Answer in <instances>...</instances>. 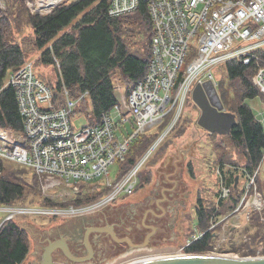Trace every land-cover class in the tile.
Returning a JSON list of instances; mask_svg holds the SVG:
<instances>
[{"label":"built area","instance_id":"built-area-1","mask_svg":"<svg viewBox=\"0 0 264 264\" xmlns=\"http://www.w3.org/2000/svg\"><path fill=\"white\" fill-rule=\"evenodd\" d=\"M67 1L29 0L28 5L32 12L45 15ZM142 2L147 5L152 26L148 69L131 88L124 108L116 106V114H104L98 124L75 131L74 114L88 100L89 92L72 98L64 87L58 97L47 82L36 78L32 62L13 70L0 87V95L6 88L15 90L24 121L23 133L0 126V177L4 164L13 162L32 170L44 191L65 184L78 193L81 187L72 181H107L109 192L79 205H0V224L16 221L18 216L90 214L133 193L156 146L124 175L118 172L111 179L110 168L126 159L136 139L171 117L166 133L157 142L160 144L176 128L191 91L198 85L212 81L219 91L213 71L221 65L242 62L252 66L253 84L264 94V0H110L108 14L113 18L133 14ZM191 50L195 56L183 71ZM129 124L132 129H128ZM256 176L254 172L249 177L248 191L242 189L234 217L248 208L250 212L263 208V196L254 183ZM219 187L217 202L227 201L232 187L223 181ZM49 195L46 193L47 198ZM216 219L206 232L225 220L222 216ZM205 233L194 234L188 246Z\"/></svg>","mask_w":264,"mask_h":264},{"label":"rangeland","instance_id":"rangeland-1","mask_svg":"<svg viewBox=\"0 0 264 264\" xmlns=\"http://www.w3.org/2000/svg\"><path fill=\"white\" fill-rule=\"evenodd\" d=\"M19 2L20 4L15 0H10L7 5L6 0H2L0 4L1 9L6 12L9 11V7L10 9H13V11L10 10L13 13L11 19V39L13 42L21 44L25 53V62L18 68L27 66L28 64L26 63L32 62L35 71L34 74L38 80L46 81L49 85L50 83L56 84L57 80H59V71L57 69L58 66H46L39 63L37 64V59H39L41 51H39L34 45L35 32L29 24L28 19L29 15L33 14L27 7L26 0H24V2L23 0H19ZM71 29L72 28L69 27L65 31H71ZM146 38L148 39V36ZM146 38L134 39L135 43L132 50H136L134 52L141 56H145L148 48L149 40L147 41ZM194 56L195 52L191 50L190 57L187 59L186 64L183 67V71L186 70L187 64ZM11 72L12 71H10V73ZM213 74L215 77V82L219 84L218 88L220 85H223V88L219 89L222 95L225 91H230L232 89V87H230L232 84L228 77L227 66L221 65L215 68ZM122 82L125 81L121 77L120 73L117 72V74L113 77V83L116 85V96L118 98V103L122 108H124V103L127 99V93L125 89L127 88ZM132 83L133 82H130V85ZM233 86L240 92L239 86L236 83H233ZM232 95L233 91H231V96ZM246 104L252 109L256 120L259 121L264 128V94L259 93V96L256 98L247 99ZM88 115H90V119ZM199 116L200 110L194 103L190 94L182 110V115L176 128L171 131L160 144H157V142L159 138L166 133L172 120L171 117H167L163 123L149 129L146 133L133 142L130 152L127 154V156L133 153L137 159L136 162L140 161L154 146H156V148L150 158L146 160L141 170L143 183L141 182V186H139V188L136 189L132 195L120 197L116 202L101 207V209L97 210H101L97 214H84L86 216H84V220L82 221L72 219H76L83 214L66 218H50L42 215L18 216L15 222H21L22 224L20 226L23 228L25 225L27 226L26 223H23L25 221L29 220L28 222L32 224L29 225V230L26 231L30 241V253L26 261L22 264H30L31 261H38L41 264L44 258L43 255L45 253L46 247L49 246L50 242L59 238H63L65 243L68 244V247L69 244L71 245L72 242L74 243L76 239H79L81 241L79 244L82 246L81 243H85V229L89 227V223L87 221V218L89 217H92L90 220L94 219L97 221L100 217L105 215L109 216L113 220V223H116L118 219L122 217L126 218L128 216L135 220V213H137L135 216H138V219L147 221V226H158V228H160L158 229V235L161 238L153 242L149 246L148 251L137 252L131 254L129 257L125 256V258H119L117 259L116 264H128L139 259H144L145 257L158 258L197 254L188 253L187 250L189 249L188 242L191 241V237L200 230L197 222V209L199 205L203 204V207L207 213H210V211L214 210L215 213L213 212V216H221L222 214H220V212L222 210L218 213L220 207L217 204L216 199L222 178L224 177V183H226L228 180H232L233 184H235L234 181H236V178L239 177L238 186L244 191H248L249 186L247 185L251 182L250 178L248 177L249 171H247L248 176L245 177L244 170H246L249 165L246 152L243 148L235 144L231 138L227 136H219L217 134H209L205 130H202L203 132L200 134L201 140L199 143H197L198 154H200L198 156H200L201 165L197 164V160L193 156V154L197 152V146L195 148L192 146L193 148L191 149V152H187V145L182 146L180 137L185 135V133L188 132L191 127L197 126L199 129H202L197 125ZM92 118L93 107L92 103L88 99L87 105L80 106L74 114L73 125L75 131H78L82 127L90 124L92 122ZM128 129H132L130 124L128 125ZM186 157L189 160L192 159V161L190 162V167H185V173H183L182 168L186 163ZM118 167L119 164H116L110 168L109 177L111 179H114L118 173ZM19 169H26L27 171L31 172L32 175L34 174L38 178V176L32 170L24 167L21 164L13 162H6L4 164L3 174L1 177H4V174H6L8 171H18ZM195 169L197 170L194 171ZM223 169L227 177L223 176ZM31 174L27 173L26 175L27 181L29 183L33 182ZM256 174L257 176L255 177L256 180L254 183L257 185L258 193L263 196V203L264 157L262 163L255 171V175ZM72 183L83 188V192L82 189L80 190V192L83 193L82 197H86L87 193H91L93 196H95L92 201L98 199L101 196V193H105L103 190L107 186V181H101L98 183H96V181L87 183H76L75 181H72ZM40 185V194H30L24 200L25 203H31V205L33 204L35 206H37V204L45 205L43 201H47L48 198L46 197V193H49L50 198L63 203L60 205L69 206L74 204L73 199L78 197L76 196L77 192L73 190L70 191L68 188L71 187H67L65 184L47 191H44L41 182ZM168 189H171L170 194L169 191H167ZM184 194L187 195L186 198H184ZM191 195L193 197L192 200H190ZM213 203L216 204V208L213 207ZM109 206H114L115 209L108 210ZM183 208L185 209L183 210ZM6 214L7 213L4 212L2 215L6 216ZM163 216L165 217L164 220L161 219ZM1 217L2 216L0 214V219H2ZM116 217L117 219L114 221V218ZM174 217L175 219H173ZM222 217L225 218L224 223L219 225V229L213 230L216 231L218 235L216 236V240L210 243L211 249L205 253H201V255H234L240 258L264 257V203L261 210L258 208L250 212L248 208L241 212L240 217H234L231 213L228 214L227 211L224 210ZM65 222H69L71 224L65 226L66 228L64 229H60L61 226L58 227V225ZM2 225L3 224H0V228ZM132 225L136 227L139 226L138 223H134V221L129 226ZM82 228H84V231ZM145 228L147 227L142 229V233L147 235L151 228ZM75 229L77 230V233H74ZM103 229L110 230L108 226ZM144 239L145 237L143 240ZM91 242L92 246H96L97 242ZM158 243L160 244L158 245ZM81 246L77 247V249L82 248ZM71 249H73V247H71ZM84 249L87 251L86 247ZM96 251V259L100 262L94 264H112L110 263L112 254L105 255L106 252L102 251V249L99 248L98 250V245L96 246ZM56 257L58 259L59 257H64L65 259L69 260L61 250L60 253L58 251L53 255V261Z\"/></svg>","mask_w":264,"mask_h":264},{"label":"trees","instance_id":"trees-1","mask_svg":"<svg viewBox=\"0 0 264 264\" xmlns=\"http://www.w3.org/2000/svg\"><path fill=\"white\" fill-rule=\"evenodd\" d=\"M9 1L6 0L7 5ZM15 1L20 4L19 0ZM109 4L110 0H71L60 4L49 14L28 17L35 32L34 45L41 51L37 64L58 66L59 80L56 84L50 83V86L58 97L64 87L69 90L72 98L88 91V99L93 107L92 124H98L102 116L111 113L118 104L116 85L113 83L117 72L125 81L122 83L127 88L125 90L128 95L133 85L145 75L151 54L152 26L146 3L142 2L135 13L118 18L109 16ZM8 10L6 12L0 7V87L8 73L25 62L21 44L11 39L13 13L10 10L13 9L9 7ZM69 27L72 28L71 31H65ZM136 38L149 40L145 56L132 50ZM227 70L232 89L225 91L223 95L219 90V94L225 109L235 113L238 118L231 136L227 137L246 152L249 165L244 170L245 177L248 176L247 171L248 177H251L264 157V128L246 104L247 99L259 96L252 80L255 69L242 62H235L228 64ZM130 82L133 83L130 85ZM233 83L239 86L240 92L234 88ZM220 88H223V85H220ZM82 105L86 106L87 100ZM88 117L90 119V115ZM0 126L19 133L23 130V118L17 105L16 93L10 87L0 95ZM136 161L133 153L129 154L124 161L118 163L117 171L124 175ZM27 173L31 174L26 169L8 171L0 178V205H31L24 200L30 194H40L41 185L34 174H31L33 184L29 183ZM224 176L227 177L225 171ZM234 182L235 184L232 180L226 181L233 189L231 197L224 202L216 201L220 207L218 213L222 210V215L224 210L233 214L244 193L239 186L236 187V181ZM81 189L83 191V188ZM104 191L107 193L109 189L105 188ZM78 193L81 195V192ZM218 194L217 192V197ZM80 195H76L78 197L72 200L74 204L89 202L95 197L91 193H87L86 197ZM43 203L63 204L50 198ZM213 204L216 208V204ZM213 212L215 213L214 210L207 213L203 204L199 205L197 222L201 232L205 233L216 222V218L222 216H213ZM216 229H219V226ZM213 230L189 245L188 253L201 254L209 251L210 243L216 240L217 232ZM29 253L30 241L26 230L15 221L5 222L0 228V264H22Z\"/></svg>","mask_w":264,"mask_h":264},{"label":"water","instance_id":"water-1","mask_svg":"<svg viewBox=\"0 0 264 264\" xmlns=\"http://www.w3.org/2000/svg\"><path fill=\"white\" fill-rule=\"evenodd\" d=\"M192 99L201 112L197 124L203 130H205L209 134L231 136L232 130L238 123L237 115L235 113L226 111L219 91L212 81H208L203 85H198L193 92ZM238 182L239 177L236 178V187L238 186ZM21 228L24 229L22 226ZM93 231L109 232L115 238L112 229H87L85 235V245L88 250V256L81 258L76 257L72 254L70 248L64 240L52 241L45 249L42 264H54L53 255L58 250H61L70 261H73L75 263L89 261L93 255L89 236ZM148 241L149 237L146 238L144 244L140 245L139 247H146ZM240 259L241 260L232 261L221 257H210L207 255L193 254L186 257H171L145 263L135 262L134 264H264V257L253 258L252 260H249L248 258Z\"/></svg>","mask_w":264,"mask_h":264},{"label":"flooded vegetation","instance_id":"flooded-vegetation-1","mask_svg":"<svg viewBox=\"0 0 264 264\" xmlns=\"http://www.w3.org/2000/svg\"><path fill=\"white\" fill-rule=\"evenodd\" d=\"M167 191H169V194L171 193V189H168ZM165 194H166V192H165ZM164 196H166V195H164ZM186 196L187 195L184 194V198H186ZM112 209H115L114 206H109L108 210H112ZM184 209L185 208H183V210ZM100 211H97V212H94V213H90V215L97 214ZM136 214L137 213H135V215ZM86 215L79 216V217L80 218H84V216H86ZM135 215H134V217H136L135 220H133L132 217L128 216L126 218H124V217L120 218L121 220L118 219L116 223H113L112 222L113 220L109 216H105V215L100 217L97 221H95L94 219L90 220L92 217L87 218V221L89 223L88 224L89 227L87 229H94V228H102L103 229L106 226H108L110 229H112V231H113V233L115 235V238L109 232L93 231L92 235H91V241L97 242L96 246L98 245V250H99V248L102 249V251L106 252L105 255L112 254V257H111V260H110L111 261L110 263H112V264H116L117 263V259H119V258H125V256L129 257L131 254H134V253H137V252L148 251L149 246L153 242H155V241L159 240V238H161L158 235V233H159L158 229H160V228H158V226H151V225L147 226V224H146L147 221H144L142 219L140 220V219H138V216H135ZM117 217L114 218V221H115V219H117ZM175 217L173 219H175ZM161 219L164 220L165 217L163 216ZM133 221H134V223L135 222L138 223L139 226L138 227H136L134 225L129 226L130 224L133 223ZM108 224H110V225H108ZM144 227H147L145 229L151 228L149 230L150 234L147 233V235H144L142 233V229H144ZM134 231H135V233H134ZM74 232L77 233V230L75 229ZM215 235L218 236L217 233H215ZM144 237H145V239L149 237V241H148L146 247H139L140 245L144 244V241H145V239L143 240ZM74 244H76V241L74 242ZM159 244L160 243H158V245ZM84 246L83 245L81 246L82 249H84ZM96 246L93 247L94 252L96 250ZM93 260H94V263H99L100 262L99 260L96 259L95 255H94V259ZM64 261L65 260L63 258L59 257V259H58L56 257L54 259V264H58V263L63 264ZM83 263H85V262L75 263L73 261H70V264H83ZM30 264H40V262L31 261Z\"/></svg>","mask_w":264,"mask_h":264},{"label":"crops","instance_id":"crops-1","mask_svg":"<svg viewBox=\"0 0 264 264\" xmlns=\"http://www.w3.org/2000/svg\"><path fill=\"white\" fill-rule=\"evenodd\" d=\"M202 129H199L197 126H194V127H191V129L188 131V132H186L185 133V135H183L182 137H180L181 138V144H182V146L183 145H187V152L188 151H190L191 152V149L194 147H196L198 144L197 143H199V141L201 140V137H200V134H202ZM193 146V147H192ZM197 152H195V154H193V156L196 158V160H197V164L198 165H201V161H200V156H198V155H200V154H198V146H197ZM199 158V159H198ZM179 159V158H178ZM181 159V158H180ZM186 159L187 160H185L186 161V163H187V166H186V163H185V165L183 166V168H182V171H183V173H185L184 172V170H185V167L187 168L188 166L190 167V162L192 161V159H188L187 157H186ZM204 162V161H203ZM196 164V165H197ZM205 164V163H204ZM192 167V166H191ZM197 169H195L194 171H196ZM223 176H224V169H223ZM247 177V176H246ZM224 182V177L222 178V180H221V182ZM141 182L143 183V181H142V177L140 178V185L139 186H141ZM83 192V191H82ZM81 192V196H83V193ZM189 192H192V191H189ZM200 193H201V191H200ZM76 195H80L79 193H77ZM195 197V196H194ZM192 195L190 196V200H192ZM136 202H138V201H136ZM72 220H80V221H82V220H84V218H76V219H72ZM29 221V220H28ZM28 221H25V222H23L24 224L26 223L27 224V226L25 225V227H24V230H29V225H32L31 223H29ZM70 221V220H69ZM80 221H76V222H80ZM72 222V221H71ZM19 224V226L22 224L21 222H19L18 223ZM69 224H71V223H62V224H59L58 225V227L59 226H61L60 227V229H64V228H66L65 226H68ZM34 226H36V225H34ZM21 227V226H20ZM59 229V230H60ZM82 230L84 231V228H82ZM86 231H87V228L85 229V235H86ZM75 233V232H74ZM92 235V233L90 234V236ZM90 236H89V241H91L90 239ZM57 240H64L63 238H59V239H56V240H54V241H57ZM79 242H81L79 239H76V243H78V244H74L73 242L71 243V245L69 244V248H70V250H71V252H72V254L73 255H75L76 257H79V258H81V257H86V256H88V250L86 251L85 249H82V248H78L77 249V247H79V246H81L80 244H79ZM67 244V243H66ZM82 245L83 244H85V243H81ZM90 244H91V242H90ZM68 245V244H67ZM84 246V245H83ZM71 247H73V249H71ZM86 247V245L84 246V248ZM91 247H92V250H93V255H92V258L89 260V261H86L85 263H83V264H94V255H96V253H97V251L95 250V252H94V249H93V247L94 246H92V244H91ZM59 251V253H60V250H58ZM58 251H56V252H58ZM55 252V253H56ZM54 253V254H55ZM87 254V255H86ZM65 261H64V263L63 264H70V260H67V259H65L64 257H62Z\"/></svg>","mask_w":264,"mask_h":264},{"label":"bare ground","instance_id":"bare-ground-1","mask_svg":"<svg viewBox=\"0 0 264 264\" xmlns=\"http://www.w3.org/2000/svg\"><path fill=\"white\" fill-rule=\"evenodd\" d=\"M28 2H29V0H26V5H27V7L29 8V5H28ZM30 9V8H29ZM31 10V9H30ZM54 10V9H53ZM31 13L33 14V15H41L40 13H34V12H32V10H31ZM51 13V12H50ZM49 14V13H48ZM46 15V14H45ZM9 74H11L10 72L8 73V75ZM6 80H7V78H6ZM6 80L4 81V83L6 82ZM195 90V89H194ZM194 90H193V92H194ZM193 92L191 91V96L193 95ZM16 97H17V95H16ZM119 105V103L116 105V106H118ZM116 106H115V108H116ZM115 108L113 109V111H112V113L113 112H115ZM19 112L21 113V111L19 110ZM200 114H201V112H200ZM200 117V116H199ZM199 119V118H198ZM197 122H198V120H197ZM23 124H24V121H23ZM90 125H96V124H92V123H90ZM198 125V124H197ZM199 126V125H198ZM3 127V126H2ZM200 127V126H199ZM203 130V129H202ZM21 133H23V130H22V132ZM130 195H132V193L130 194ZM192 240V239H191ZM186 248V247H185ZM184 248V249H185ZM186 256H189V255H178V256H168V257H148V258H144V259H139V260H137V261H134V262H131V263H128V264H134L135 262L136 263H142V262H149V261H155V260H159V259H165V258H171V257H174V258H179V257H186ZM207 256H210V257H212V256H214V257H221V258H224V259H227V260H241L240 259V257H237V256H234V255H231V256H223V255H214V254H212V255H207ZM256 258H258V257H256ZM249 260H252L253 258H248Z\"/></svg>","mask_w":264,"mask_h":264}]
</instances>
